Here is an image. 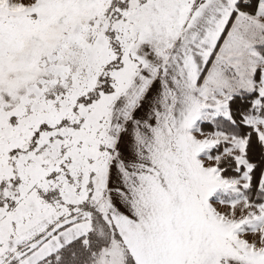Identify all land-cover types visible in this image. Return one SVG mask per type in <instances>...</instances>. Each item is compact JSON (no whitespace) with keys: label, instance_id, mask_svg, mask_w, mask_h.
Returning <instances> with one entry per match:
<instances>
[{"label":"snow or ice","instance_id":"6c2138e0","mask_svg":"<svg viewBox=\"0 0 264 264\" xmlns=\"http://www.w3.org/2000/svg\"><path fill=\"white\" fill-rule=\"evenodd\" d=\"M0 264H264V0H0Z\"/></svg>","mask_w":264,"mask_h":264}]
</instances>
